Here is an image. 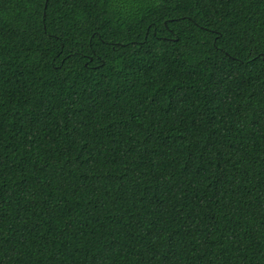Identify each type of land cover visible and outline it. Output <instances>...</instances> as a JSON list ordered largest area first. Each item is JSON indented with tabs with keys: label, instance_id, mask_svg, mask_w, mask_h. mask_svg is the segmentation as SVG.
<instances>
[{
	"label": "trees",
	"instance_id": "1",
	"mask_svg": "<svg viewBox=\"0 0 264 264\" xmlns=\"http://www.w3.org/2000/svg\"><path fill=\"white\" fill-rule=\"evenodd\" d=\"M0 264H264V0H0Z\"/></svg>",
	"mask_w": 264,
	"mask_h": 264
}]
</instances>
